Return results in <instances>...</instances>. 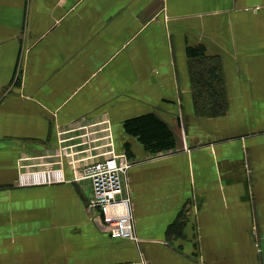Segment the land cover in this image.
Wrapping results in <instances>:
<instances>
[{
	"label": "crops",
	"instance_id": "1",
	"mask_svg": "<svg viewBox=\"0 0 264 264\" xmlns=\"http://www.w3.org/2000/svg\"><path fill=\"white\" fill-rule=\"evenodd\" d=\"M110 149L137 240L74 179ZM0 264H264V0H0Z\"/></svg>",
	"mask_w": 264,
	"mask_h": 264
},
{
	"label": "built area",
	"instance_id": "2",
	"mask_svg": "<svg viewBox=\"0 0 264 264\" xmlns=\"http://www.w3.org/2000/svg\"><path fill=\"white\" fill-rule=\"evenodd\" d=\"M102 160L84 164L74 172V179H89L91 198L87 208L97 209L101 215V228L115 239L137 240L131 207V196L124 191V180L132 164V159L124 153L108 151ZM27 176L21 174L20 184L28 183ZM62 179L59 172L47 170L31 182H52Z\"/></svg>",
	"mask_w": 264,
	"mask_h": 264
},
{
	"label": "trees",
	"instance_id": "3",
	"mask_svg": "<svg viewBox=\"0 0 264 264\" xmlns=\"http://www.w3.org/2000/svg\"><path fill=\"white\" fill-rule=\"evenodd\" d=\"M204 110L218 115L222 109L220 103H218V107L215 103L212 108H205ZM151 117L153 118V122L150 124L138 123L135 126L137 133L143 136V143L157 149L172 148L175 143V138L169 127L157 117Z\"/></svg>",
	"mask_w": 264,
	"mask_h": 264
}]
</instances>
